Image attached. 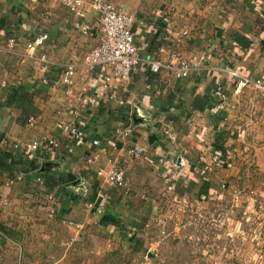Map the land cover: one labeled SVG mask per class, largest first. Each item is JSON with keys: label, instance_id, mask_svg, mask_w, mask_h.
I'll return each mask as SVG.
<instances>
[{"label": "crops", "instance_id": "0c3cea01", "mask_svg": "<svg viewBox=\"0 0 264 264\" xmlns=\"http://www.w3.org/2000/svg\"><path fill=\"white\" fill-rule=\"evenodd\" d=\"M92 1L83 0L77 14L67 0H0V264H126L130 247L139 249L132 239L140 199L161 177L179 183L214 163L213 181L224 171L240 177L234 155L248 149L256 151L253 176L264 174V90L252 85L234 93L236 80L223 71L240 66L264 80V0H111L134 15L141 58L170 62L176 49L196 67L179 79L141 62L129 78L108 83V68L89 70L85 63L101 26ZM40 32L49 40L27 49ZM69 66L76 70L78 117L61 83ZM219 80L229 94L225 110L210 93ZM19 87L33 96V124L6 102ZM60 120L82 126L84 140H68ZM46 139L61 144L47 160L22 149ZM95 139L99 156L88 162ZM136 145L144 149L138 157L131 155ZM113 163L124 170L123 186L95 177Z\"/></svg>", "mask_w": 264, "mask_h": 264}, {"label": "rangeland", "instance_id": "374dc122", "mask_svg": "<svg viewBox=\"0 0 264 264\" xmlns=\"http://www.w3.org/2000/svg\"><path fill=\"white\" fill-rule=\"evenodd\" d=\"M255 154L234 155L240 177L224 171L213 181L208 172L216 163L179 183L161 177L140 199V229L132 239L139 249L130 247L125 263L264 264V174L260 180L252 174Z\"/></svg>", "mask_w": 264, "mask_h": 264}, {"label": "built area", "instance_id": "2783aa9c", "mask_svg": "<svg viewBox=\"0 0 264 264\" xmlns=\"http://www.w3.org/2000/svg\"><path fill=\"white\" fill-rule=\"evenodd\" d=\"M93 7L96 9L100 30L97 34V43L88 53L86 58V66L89 70H97L99 68H108L109 74L106 73L103 79L108 83L110 79L129 78L134 71L135 67L143 62L153 73H159L160 71H170L176 78L182 79L194 71L196 65L195 62L182 57L178 50L170 49V62L157 57H145L141 58L139 55L140 47L136 34L133 30L135 21L134 15L128 11L126 5H117L111 0H93ZM68 6L80 14L79 8L83 4V0H67ZM188 32L184 31L183 35H187ZM49 40V34L47 32H40L27 43V49L32 51L37 50L45 45ZM10 45H15V39L9 40ZM160 51H164V48H160ZM41 60L47 61V55L42 54ZM223 71L236 80L234 86V93L240 94L246 87L256 86L264 90V80L261 78H255L249 74L241 72L240 66L228 65ZM76 70L74 66H69L68 69L61 76V83L66 86V94L69 97L67 108H70L72 113L78 117L81 115V105L74 102L75 95L71 85H73V77ZM213 97H215L216 107L219 110H225L229 105V94L222 80L215 82L210 91ZM29 123H34V117L29 119ZM57 127L64 132L68 140L79 144L85 138V132L82 126L76 122H66L60 120L57 123ZM95 149L90 151L87 161L93 162L97 160L99 153L96 147L100 146L98 139L92 142ZM60 142L56 139H46L42 141H32L23 146V150L26 153H30L31 156L45 158L46 160L54 156L56 150L60 148ZM20 144H15L14 150L19 149ZM143 147L136 145L131 149V155L138 157L143 153ZM219 156L214 157V161H218ZM206 170H211L210 166L206 167ZM95 177L101 179L105 184L112 187L123 186L126 182L124 170L117 166L115 163L111 164L108 168H99L95 172ZM50 199L55 201L54 196H50ZM57 213L56 208L52 205L50 209V216H54ZM65 224L75 223L67 218L62 220ZM0 233L5 234V230L0 229Z\"/></svg>", "mask_w": 264, "mask_h": 264}, {"label": "trees", "instance_id": "16d2710c", "mask_svg": "<svg viewBox=\"0 0 264 264\" xmlns=\"http://www.w3.org/2000/svg\"><path fill=\"white\" fill-rule=\"evenodd\" d=\"M6 102L20 108L25 115L26 121L30 117L35 116L36 109L33 103V96L24 87H19L12 94H9Z\"/></svg>", "mask_w": 264, "mask_h": 264}, {"label": "water", "instance_id": "95a60500", "mask_svg": "<svg viewBox=\"0 0 264 264\" xmlns=\"http://www.w3.org/2000/svg\"><path fill=\"white\" fill-rule=\"evenodd\" d=\"M50 162H46L44 165H48Z\"/></svg>", "mask_w": 264, "mask_h": 264}]
</instances>
